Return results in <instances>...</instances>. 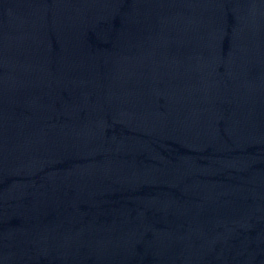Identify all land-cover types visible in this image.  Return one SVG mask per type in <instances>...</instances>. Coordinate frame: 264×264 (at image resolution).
I'll list each match as a JSON object with an SVG mask.
<instances>
[{"label": "water", "instance_id": "95a60500", "mask_svg": "<svg viewBox=\"0 0 264 264\" xmlns=\"http://www.w3.org/2000/svg\"><path fill=\"white\" fill-rule=\"evenodd\" d=\"M0 264H264V0H0Z\"/></svg>", "mask_w": 264, "mask_h": 264}]
</instances>
